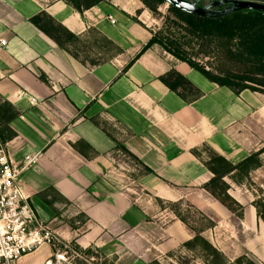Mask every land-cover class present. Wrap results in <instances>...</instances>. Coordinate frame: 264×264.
<instances>
[{
  "label": "crops",
  "instance_id": "crops-1",
  "mask_svg": "<svg viewBox=\"0 0 264 264\" xmlns=\"http://www.w3.org/2000/svg\"><path fill=\"white\" fill-rule=\"evenodd\" d=\"M36 16L73 38L59 46ZM150 18L140 0H0V105L16 112L5 142L17 162L36 156L21 175L29 202L53 232L115 264H176L196 223L139 204L134 177L147 197L198 212L224 264H264V93L219 86L158 45L139 53ZM171 70L199 94L169 89ZM213 154L235 167L223 181L236 212L207 189Z\"/></svg>",
  "mask_w": 264,
  "mask_h": 264
},
{
  "label": "trees",
  "instance_id": "trees-1",
  "mask_svg": "<svg viewBox=\"0 0 264 264\" xmlns=\"http://www.w3.org/2000/svg\"><path fill=\"white\" fill-rule=\"evenodd\" d=\"M99 0H76L77 6L94 5ZM152 13H156L161 4H167L163 0H140ZM189 1V0H188ZM199 6H205L200 4ZM264 2V0H256ZM209 3V0H208ZM216 7L215 9H221ZM168 12L171 14L164 19L162 28L153 32L152 37L142 47L139 53L144 52L152 45H158L165 52L176 59L187 63L191 68L200 72L211 82L226 86L235 92L243 89L260 91L252 85H261L264 80V16L252 13L248 10H237L220 17H202L184 12L168 4ZM31 21L43 32L49 35L59 46L62 39L70 40L73 35L60 25L51 20L39 16ZM196 46L198 52L208 54L205 51L208 46L213 51L221 53L229 61L240 65L243 70L222 73H213L198 62L187 57L186 49ZM160 80L172 91L183 97H194L199 94L198 90L181 74L174 70L160 77ZM251 84V85H250ZM263 92L264 91H260ZM16 116L11 105L3 103L0 106V139L5 140L13 136L8 122ZM123 151H125L123 149ZM126 152V151H125ZM130 155V154H129ZM133 159V155H130ZM135 160V159H134ZM216 163L219 165L217 167ZM208 168L213 177L207 184L212 195L218 198L225 206L233 210L239 207L227 194V185L222 180L225 175L235 167L227 163L222 157L213 154L209 160ZM244 164V162H243ZM242 164V165H243ZM90 250H84L88 253ZM216 252L215 250H213Z\"/></svg>",
  "mask_w": 264,
  "mask_h": 264
},
{
  "label": "rangeland",
  "instance_id": "rangeland-1",
  "mask_svg": "<svg viewBox=\"0 0 264 264\" xmlns=\"http://www.w3.org/2000/svg\"><path fill=\"white\" fill-rule=\"evenodd\" d=\"M200 4L207 5L208 0H202L200 1ZM150 14L151 18L149 20L144 19V21L148 27L153 29V32H157L160 28H162L164 19L171 15L168 12V4H161L157 8L156 13L150 12ZM185 51L187 57L191 58L192 61L198 62L216 74H225L228 72L243 70L240 65L229 61L224 55L213 51L208 46L205 48V51H209L208 54H205V52H198L194 44L192 45V48H188ZM262 83L263 84L261 85L253 84L252 86L256 87L260 91H264V80ZM124 153L132 161H134V159L125 151ZM216 165L217 167L219 166L217 163ZM125 168L127 169V166H125ZM144 170L146 169L144 168ZM131 171L133 175L140 174L138 173L139 171H136L134 166ZM132 180L131 185L133 189V196L139 198V204L144 205V202H146L144 199H147V201L150 199L151 207L156 208L157 206L160 209L165 207L167 210H173L174 212H177V209H179V213L180 215L182 214V218H187V221L189 220L190 222L196 223L195 226L191 224L195 230L194 240L189 244H185V247H181L174 253V261L176 264H224L220 252L212 248V246L208 244L207 240H205L203 235L200 233L203 221L202 216L199 215L198 212L193 209L191 210V208L187 209V207L181 202H162L156 197H151V194H148L147 197V193L142 186L139 185V182L137 181L138 179L133 177ZM213 197L215 196L213 195ZM216 199L219 200L218 198ZM231 199L233 200L232 197ZM233 210L236 212L238 207H233ZM149 213H151V211ZM53 233L55 235V239L50 244H43L36 251L23 256L14 264H47V262H49V264H115V258L113 255H106L103 251L98 250L96 247L82 248L73 240V238H67L64 234L59 236L55 232ZM84 250L90 251L85 253ZM151 264L156 263L152 262Z\"/></svg>",
  "mask_w": 264,
  "mask_h": 264
},
{
  "label": "built area",
  "instance_id": "built-area-1",
  "mask_svg": "<svg viewBox=\"0 0 264 264\" xmlns=\"http://www.w3.org/2000/svg\"><path fill=\"white\" fill-rule=\"evenodd\" d=\"M0 44L5 45V40ZM35 162L36 156L15 161L0 139V264H14L55 239L47 223L36 215L22 185L23 171Z\"/></svg>",
  "mask_w": 264,
  "mask_h": 264
},
{
  "label": "water",
  "instance_id": "water-1",
  "mask_svg": "<svg viewBox=\"0 0 264 264\" xmlns=\"http://www.w3.org/2000/svg\"><path fill=\"white\" fill-rule=\"evenodd\" d=\"M184 12L202 17L225 16L237 10H248L252 13L264 16V2L256 0H209L205 6H199V0H163ZM222 7L221 9H215Z\"/></svg>",
  "mask_w": 264,
  "mask_h": 264
},
{
  "label": "bare ground",
  "instance_id": "bare-ground-1",
  "mask_svg": "<svg viewBox=\"0 0 264 264\" xmlns=\"http://www.w3.org/2000/svg\"><path fill=\"white\" fill-rule=\"evenodd\" d=\"M47 264H49V262H47Z\"/></svg>",
  "mask_w": 264,
  "mask_h": 264
}]
</instances>
